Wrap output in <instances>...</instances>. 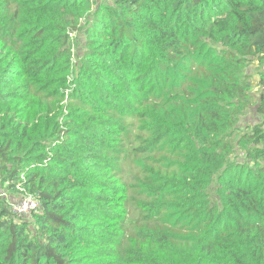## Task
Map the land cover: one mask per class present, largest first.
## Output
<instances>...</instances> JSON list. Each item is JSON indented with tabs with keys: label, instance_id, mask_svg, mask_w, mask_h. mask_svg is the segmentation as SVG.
I'll return each instance as SVG.
<instances>
[{
	"label": "trees",
	"instance_id": "trees-1",
	"mask_svg": "<svg viewBox=\"0 0 264 264\" xmlns=\"http://www.w3.org/2000/svg\"><path fill=\"white\" fill-rule=\"evenodd\" d=\"M207 40L177 137L168 75ZM253 62L260 122L240 132ZM0 181L41 205L17 222L0 196V264H264V0H0Z\"/></svg>",
	"mask_w": 264,
	"mask_h": 264
},
{
	"label": "rangeland",
	"instance_id": "rangeland-1",
	"mask_svg": "<svg viewBox=\"0 0 264 264\" xmlns=\"http://www.w3.org/2000/svg\"><path fill=\"white\" fill-rule=\"evenodd\" d=\"M88 20L82 19L80 22L81 26H85ZM71 39V49H72V59L71 62L73 64L72 72L68 76L66 95L64 97L63 102L61 103V111L66 110V106L70 107L68 101L69 92L72 91L75 87V78L79 67L76 66L77 62L84 53V39L82 35H78L77 33H73L70 35ZM195 39H192L193 43ZM221 48L217 45H213L208 40L204 44L198 43L195 50L190 52L191 55L188 56L187 60L179 63L178 65L173 64L168 78L169 84L167 90L165 92V100L168 106V113H172L170 126L175 132V136L178 137L177 134H182V130L186 129L185 124L189 121V116L193 113L199 114V109L196 107V103L198 102V96L201 93H204V88L207 82L201 78L194 77L192 75H186L187 86L189 94L185 93L186 89L178 88V83L180 84L181 78L187 72H193L198 68L199 65H204L205 67H212L215 64L216 60L219 59V53ZM257 63L253 62L249 67L242 72L241 76L238 78V83L242 85V89L246 92L247 97L243 100L248 103L246 106V110L243 111V115L239 119V123L237 124L238 131L241 132L243 129L246 132H250V129H246L247 125H254L260 122V118L258 116V108L260 100L263 96V90L259 86V73L257 72L258 67ZM177 67V68H176ZM198 90V91H197ZM64 107V108H63ZM239 108V106H238ZM235 141L233 137H231V142ZM245 142H243L244 144ZM201 146H198L200 148ZM170 148H172L170 146ZM180 147H177L174 150L177 157L173 159V161H179V159H183L180 156ZM236 149V148H235ZM242 153V152H239ZM243 154V153H242ZM162 155H154L150 158L158 159ZM238 157V158H237ZM142 156L132 158H125L126 167L130 168L131 166H140V159ZM237 158V161H241L243 157H239L238 155H231L227 160L231 161ZM19 192V191H18ZM22 194L19 193H8L6 191V187L0 181V196L7 200V204L12 209L13 206L17 203L18 200L22 198ZM34 214V213H33ZM33 215H29L24 218H16L17 222L22 220L29 222L31 221V217ZM168 218L171 220L173 224L176 222H180L182 225L189 224L188 220L183 217V215L179 214L177 211L172 210L169 212ZM166 219L162 221L164 223ZM183 233V232H182Z\"/></svg>",
	"mask_w": 264,
	"mask_h": 264
},
{
	"label": "built area",
	"instance_id": "built-area-1",
	"mask_svg": "<svg viewBox=\"0 0 264 264\" xmlns=\"http://www.w3.org/2000/svg\"><path fill=\"white\" fill-rule=\"evenodd\" d=\"M21 196L22 198L11 209V212L17 218L28 217L40 211L41 205L37 198L26 193H23Z\"/></svg>",
	"mask_w": 264,
	"mask_h": 264
}]
</instances>
